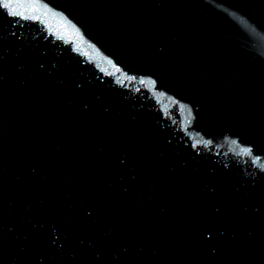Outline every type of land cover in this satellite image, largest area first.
<instances>
[{
  "label": "water",
  "instance_id": "1",
  "mask_svg": "<svg viewBox=\"0 0 264 264\" xmlns=\"http://www.w3.org/2000/svg\"><path fill=\"white\" fill-rule=\"evenodd\" d=\"M0 264H264V0H0Z\"/></svg>",
  "mask_w": 264,
  "mask_h": 264
},
{
  "label": "snow or ice",
  "instance_id": "2",
  "mask_svg": "<svg viewBox=\"0 0 264 264\" xmlns=\"http://www.w3.org/2000/svg\"><path fill=\"white\" fill-rule=\"evenodd\" d=\"M3 7L8 8V4H7V3H4V4H3ZM9 14H10V15H13V16H15V15H20L22 18H25V19L28 18V17H24V16H23V13H17V12H15L14 10H13V11H10ZM245 151H248V149H245Z\"/></svg>",
  "mask_w": 264,
  "mask_h": 264
}]
</instances>
